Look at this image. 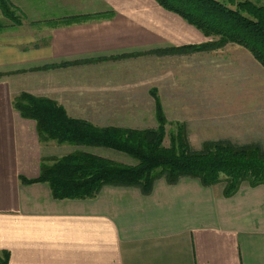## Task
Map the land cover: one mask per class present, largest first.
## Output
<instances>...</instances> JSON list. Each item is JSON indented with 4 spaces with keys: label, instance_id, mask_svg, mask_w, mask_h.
<instances>
[{
    "label": "crops",
    "instance_id": "1",
    "mask_svg": "<svg viewBox=\"0 0 264 264\" xmlns=\"http://www.w3.org/2000/svg\"><path fill=\"white\" fill-rule=\"evenodd\" d=\"M11 1L32 21L114 14L36 29L26 20L11 24L0 9V25L6 26L0 32V250L10 252V264H264V184L243 183L227 197L225 183L204 186L182 177L171 184L160 178L150 194L105 186L94 198L56 199L48 183L21 178H39L42 158L70 150L42 142L37 123L13 106L16 96L29 92L56 100L71 117L105 113L115 119L121 112L142 113L145 90L148 95L157 88L164 98L183 76L184 83H197L185 95L196 96L218 74L234 83V119L248 134L237 143L264 145V66L254 55L230 43L209 53L95 61L209 39L156 0ZM217 58L234 66L222 69ZM78 61L87 62L73 64ZM147 62L151 69L144 72ZM63 64L68 66L46 68ZM112 93L127 101L114 103ZM146 101L154 116L152 99ZM126 122L100 125L147 128ZM156 126L154 120L149 127Z\"/></svg>",
    "mask_w": 264,
    "mask_h": 264
},
{
    "label": "trees",
    "instance_id": "2",
    "mask_svg": "<svg viewBox=\"0 0 264 264\" xmlns=\"http://www.w3.org/2000/svg\"><path fill=\"white\" fill-rule=\"evenodd\" d=\"M156 1L208 37L219 39L200 45L154 50L153 53L211 51L234 43L250 50L264 66V4L251 0ZM0 9L14 25L22 24L17 15L20 10L11 0H0ZM111 15L113 12L96 16L72 15L49 22L50 26L56 27ZM3 28L0 25V32ZM140 54L143 53L136 55ZM125 56L129 55L122 57ZM52 67L55 66L46 68ZM152 95L156 102L158 126L146 129L99 127L87 120L71 117L64 106L51 98L29 92L16 96L14 108L22 117L37 123L42 142L112 149L136 161L132 165L125 164L80 149L59 158H43L39 178L29 180L22 177L23 183L46 182L56 199L94 198L105 186L138 187L144 194H150L160 178L171 184L182 177L196 178L204 186L225 183L224 195L227 197L235 194L243 183L250 186L264 184V148L259 144L207 141L200 150H196L190 145L186 126L180 125L176 133H171L170 145L166 146L168 120L156 89L152 90ZM0 264H10L9 251L0 250Z\"/></svg>",
    "mask_w": 264,
    "mask_h": 264
},
{
    "label": "rangeland",
    "instance_id": "3",
    "mask_svg": "<svg viewBox=\"0 0 264 264\" xmlns=\"http://www.w3.org/2000/svg\"><path fill=\"white\" fill-rule=\"evenodd\" d=\"M222 1L225 2L226 0H222ZM251 1H253L257 4H264V0H251ZM13 5L20 10V12H17V15L21 18L22 22H23V20H26L28 23H30L36 29H37V27L46 26V25L48 27H50L51 23L49 21H54V20L59 19V18H51L50 17V18L45 19V20L42 19V20L32 21L26 17L25 13H23L19 7H17L14 3H13ZM230 6L234 7L232 5H230ZM111 12H113V11L83 13V14H77V15H86V14H94L95 16L99 15V14L109 15V14H111ZM110 17H112V15ZM101 18H109V16L108 17H100L99 16V17H96L93 19H101ZM6 19L8 22H10L11 24L14 25V23L10 19H8V18H6ZM93 19H91V20H93ZM88 21H90V20H88ZM190 25H192V24H190ZM192 26H194V25H192ZM3 27L5 28L6 26L3 25ZM51 27H53V26H51ZM195 28L198 29L197 27H195ZM199 31H201V30H199ZM205 36L209 39L207 42L219 39L218 37H214V36H211V37H208L207 35H205ZM207 42H204V43H207ZM204 43H201V44H204ZM190 45H200V44H190ZM227 45L228 44H226L225 46H227ZM236 45H238V44H236ZM225 46L222 48L216 49V50H211V51H196V52H190V53L162 54V55L157 54V55L163 57V56H167V55H173V56H175V55H186V54H193V53H199V52L209 53V52H215V51L221 50V49L225 48ZM239 46H241V45H239ZM241 47H243V46H241ZM243 48H245V47H243ZM136 54L137 53L125 54V55H129V56L122 57L123 55H121V56H116L115 58L113 57L111 59L110 58H102V59H98L95 61H107V60H116L117 61V60H124L127 57L128 58L129 57H139V56H143V55H148V54L151 55V54H156V53H153L152 51H148V52H145V53L140 54L138 56ZM217 60H219L218 65L222 64V69L225 67L226 69L230 70L234 66V62L231 61L230 59L226 60V59H218L217 58ZM79 62H81V63H79ZM82 63H86V62L78 61V62H74L73 64H82ZM194 64H195L194 67H196L195 69H198L197 68L198 62L196 61ZM65 66H68V65H63V66L60 65V66H55V67L57 68V67H65ZM52 68H54V67H52ZM47 69H50V68H47ZM149 69H151V63H148V62L144 63L143 64L144 72L149 71ZM226 71L227 70H225V72ZM196 76H198V71H196ZM222 76H224V74ZM180 77H181V81H180L179 87L176 88L174 90V92L165 91L164 92L165 97L163 96L164 98H162V96L160 95V91L157 88L152 87L150 92H148V95L150 94L149 96L147 95V91L145 90L143 92V95L145 97H143V99L141 100V103L144 106V110L142 113H140L138 111H136L135 114H133L134 112H129L128 114H127V112L126 113L121 112L119 114H115L116 115L115 119H114V114L107 115L105 113H99V114L88 113V114H82L81 116H83L85 118H80V119L87 120V121H89V122H91L94 125L99 126V127H103L100 124H103L105 122L109 121L110 123H112V122L119 123L120 120L124 121V123H127L126 120H128V122H134V120H135V122L137 123L135 125H137V126L139 125L141 127H147V128L155 120L156 125L158 126V121L156 118V102H155V98L152 95V90L156 89L157 93L160 97V100L162 102V105L164 107V111H165V114H166V117L168 120V123L166 126V128H167V138L165 141L166 146L170 145L171 133L172 132L176 133L178 131V127L180 125L186 126V128L188 130V139H189L190 145L196 150H200L207 141L230 140V141L235 142V143L247 141L246 137H248V134L246 135V131H244L242 128H240L242 126V125H240V122L237 123L239 118L234 119V83H232L229 80H224V78L220 79L221 76H218V74L216 75V77L213 74L210 78L211 80L207 79L206 91L204 93H200V94L196 93V96L194 95L195 92L192 93V91H196V89L193 88V86L197 85V83L195 81H192V83H190V84H191V89L193 88V90L191 91V93L193 95L188 97L187 95H185V92L190 89V88H188V86H190V84L184 83L183 82V76H180ZM228 77H230V76H228ZM184 78H186V77H184ZM213 80H216V81H213ZM220 80L222 83H220ZM112 90H114V89L112 88ZM148 97H150L152 99V104L154 107L153 110L155 111L154 116L150 113L149 110H146L149 107L147 104L148 102L146 101L148 99ZM111 98H112L111 101H113L116 104H120V103L124 104L125 101H127V100L122 98V95H119V94L113 95V93H112ZM145 107H146V109H145ZM166 110H169V112L167 113ZM136 117H137V119H135ZM73 118H75V117H73ZM138 118L141 120H138ZM118 127H120V126H118ZM156 127H149V128H156ZM135 129H146V128H135ZM251 141H254V138ZM56 144H57V142H56ZM250 144H258V143H250ZM65 145H67V146H60V147H61V150H64V151L70 150V152L68 154L75 152L76 150L83 149V150L93 152L95 154L113 159V160L121 162V163L130 164V165L136 163V161L133 158H131L125 154H122L120 152L114 151L112 149L101 148V147H75V148H73L76 145H74L73 147L71 146L72 144H65ZM259 145H261V144H259ZM261 146L264 148V145H261ZM52 157L59 158V156H57V155L52 156ZM52 157L48 156V157H44V158H52Z\"/></svg>",
    "mask_w": 264,
    "mask_h": 264
}]
</instances>
